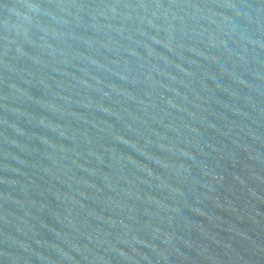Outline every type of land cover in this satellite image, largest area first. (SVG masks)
I'll list each match as a JSON object with an SVG mask.
<instances>
[{
	"label": "water",
	"instance_id": "95a60500",
	"mask_svg": "<svg viewBox=\"0 0 264 264\" xmlns=\"http://www.w3.org/2000/svg\"><path fill=\"white\" fill-rule=\"evenodd\" d=\"M0 264H264V0H0Z\"/></svg>",
	"mask_w": 264,
	"mask_h": 264
}]
</instances>
